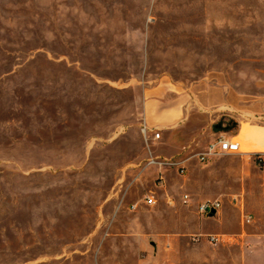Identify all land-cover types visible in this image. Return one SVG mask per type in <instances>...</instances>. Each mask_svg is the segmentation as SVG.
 <instances>
[{
    "label": "rangeland",
    "instance_id": "374dc122",
    "mask_svg": "<svg viewBox=\"0 0 264 264\" xmlns=\"http://www.w3.org/2000/svg\"><path fill=\"white\" fill-rule=\"evenodd\" d=\"M161 78L233 107L228 137L264 127V0H0V264H264L262 158L200 165L222 204L209 218L182 203L186 177L149 167L142 94ZM226 112L199 122L215 132Z\"/></svg>",
    "mask_w": 264,
    "mask_h": 264
},
{
    "label": "crops",
    "instance_id": "0c3cea01",
    "mask_svg": "<svg viewBox=\"0 0 264 264\" xmlns=\"http://www.w3.org/2000/svg\"><path fill=\"white\" fill-rule=\"evenodd\" d=\"M195 89L194 87L182 89L166 78L159 79L154 86L145 89L142 94L143 124L141 132L144 136H148V140L151 142L152 151L149 152V159L151 160L149 167L152 171L157 175L159 174V177L166 183L165 175L173 174L176 171L175 167L170 165L178 164L184 167L185 174L180 177H186L185 190L188 194L185 195L189 198L188 202L196 201L198 204L204 200H210L209 197L200 195L203 191V184L210 183V180L198 174V170L201 169L200 165L208 164L206 171L212 178L218 177L228 166L222 162L212 160L213 158L209 160L210 162L204 164L198 162V164L195 161L197 160L196 155L203 153L208 144L217 136L225 135L224 129L230 123L235 124L231 121L233 119L231 113L235 109L225 107L221 97L207 98L205 93L202 92L206 91V88L201 91ZM199 91L204 94V97L200 93H196ZM219 110H227L225 114L219 113V117L227 115V118L224 119L226 125L223 123L214 124L215 132L210 131V125L208 127L201 125L200 119L208 118L206 113ZM236 127L237 134L230 137L239 144L241 154L237 155L251 158V155L258 154L259 158H262L261 161H263L264 166V147L261 146L264 145L262 144L264 140L261 137H257V140H255L256 137L253 134V130L257 131L258 134L264 132V127L242 122H238ZM153 130H159L160 137L158 140L153 139L151 133ZM176 174L178 175L177 171ZM216 180L221 182L218 179ZM262 185L264 186V176ZM218 246L226 247V245ZM191 259L189 256L176 257L154 254L151 256L150 262L153 264H177L181 262L191 264ZM224 261L226 260L222 258L209 257L206 260H201L200 263L224 264ZM245 262H248V258L246 260L245 257L238 256L231 258V264H245ZM145 263L148 262H141V264Z\"/></svg>",
    "mask_w": 264,
    "mask_h": 264
},
{
    "label": "built area",
    "instance_id": "2783aa9c",
    "mask_svg": "<svg viewBox=\"0 0 264 264\" xmlns=\"http://www.w3.org/2000/svg\"><path fill=\"white\" fill-rule=\"evenodd\" d=\"M152 132V131H151ZM160 137V132L156 131L153 132V139L158 140ZM230 154H241L239 144L233 140L231 137H228L226 135H219L217 136L208 146L206 147L205 151L201 154L196 155V159L199 163H206L210 159L223 156V155H230ZM259 157V156H258ZM259 159V158H258ZM170 166L175 167L177 173L179 176H183L185 174V168L178 165V164H172ZM160 185H163V179L160 178ZM234 201H238V198H234ZM189 201L188 196L184 195L182 203L187 204ZM143 203L146 206H154L156 201L153 198V196H146L143 200ZM221 202L219 200H204L197 204L196 206V212L201 217H207L209 218V214L211 211H215V214H218V212L221 209ZM132 209L136 208V205L131 206ZM241 210V223L242 225L249 224L251 219L250 217L243 212V207L240 208ZM199 238L204 237L206 241L213 245H233L237 242H235L234 237L223 235V234H211V235H204V236H198Z\"/></svg>",
    "mask_w": 264,
    "mask_h": 264
},
{
    "label": "water",
    "instance_id": "95a60500",
    "mask_svg": "<svg viewBox=\"0 0 264 264\" xmlns=\"http://www.w3.org/2000/svg\"><path fill=\"white\" fill-rule=\"evenodd\" d=\"M213 216H215V211H211L209 214V217H213Z\"/></svg>",
    "mask_w": 264,
    "mask_h": 264
},
{
    "label": "trees",
    "instance_id": "16d2710c",
    "mask_svg": "<svg viewBox=\"0 0 264 264\" xmlns=\"http://www.w3.org/2000/svg\"><path fill=\"white\" fill-rule=\"evenodd\" d=\"M259 155L257 154L256 157H258Z\"/></svg>",
    "mask_w": 264,
    "mask_h": 264
}]
</instances>
